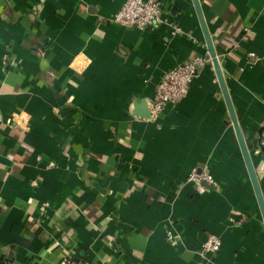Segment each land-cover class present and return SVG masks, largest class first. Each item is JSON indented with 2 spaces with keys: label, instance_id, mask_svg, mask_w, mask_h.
Returning <instances> with one entry per match:
<instances>
[{
  "label": "crops",
  "instance_id": "crops-1",
  "mask_svg": "<svg viewBox=\"0 0 264 264\" xmlns=\"http://www.w3.org/2000/svg\"><path fill=\"white\" fill-rule=\"evenodd\" d=\"M124 1L0 0V264H264L193 0H159L164 24L144 30L113 21ZM199 3L264 198V0ZM195 56L209 62L187 97L137 116ZM194 169L216 186L191 184ZM210 234L221 249L202 255Z\"/></svg>",
  "mask_w": 264,
  "mask_h": 264
},
{
  "label": "built area",
  "instance_id": "built-area-1",
  "mask_svg": "<svg viewBox=\"0 0 264 264\" xmlns=\"http://www.w3.org/2000/svg\"><path fill=\"white\" fill-rule=\"evenodd\" d=\"M113 21L128 28L155 29L164 24L163 6L159 0H125ZM207 62L209 60L206 58L195 56L166 72L157 87L151 115H159L167 105H176L186 98L193 82ZM261 147L264 149V136L261 139ZM50 165L53 166L54 164ZM189 182L200 188H207V186L213 188L216 186L215 179L209 172L198 169L191 172ZM221 246L220 237L210 234L202 245L201 254L215 255L220 251ZM64 264L91 263L72 258L66 260Z\"/></svg>",
  "mask_w": 264,
  "mask_h": 264
},
{
  "label": "water",
  "instance_id": "water-1",
  "mask_svg": "<svg viewBox=\"0 0 264 264\" xmlns=\"http://www.w3.org/2000/svg\"><path fill=\"white\" fill-rule=\"evenodd\" d=\"M193 3L195 6V9H196V12L199 16L200 24H201L202 30L204 32V35H205L207 48L209 50L210 57L212 59L214 68L216 70V73H217V76H218V79L220 82V85H221L222 90H223L224 97L226 99V102H227V105L229 108V112H230V115L232 118L233 126H234V129H235V132H236V135L238 138V142H239L241 151L243 153V156H244L247 168H248V172H249V175H250V178H251V181L253 184V188H254V191H255V194H256L260 209H261L263 220H264V198H263L262 191L260 188L258 175H257L256 169L254 168V166L252 164V161H251L249 152L247 150L241 128L238 124V121H237V118H236V115L234 112V108H233L231 99L229 97L228 91H227L226 83H225V80H224V77H223V74L221 71L220 62L218 59L216 48H215L214 43L212 41L211 35L208 31L207 25L204 21V17L202 14V10H201L199 0H193ZM135 110L137 111L136 112L137 116H140V117L145 118V119H150L152 117L151 111L145 102H141V103L135 105ZM207 188H212V187L207 186Z\"/></svg>",
  "mask_w": 264,
  "mask_h": 264
},
{
  "label": "rangeland",
  "instance_id": "rangeland-1",
  "mask_svg": "<svg viewBox=\"0 0 264 264\" xmlns=\"http://www.w3.org/2000/svg\"><path fill=\"white\" fill-rule=\"evenodd\" d=\"M207 60H209V59H207Z\"/></svg>",
  "mask_w": 264,
  "mask_h": 264
}]
</instances>
